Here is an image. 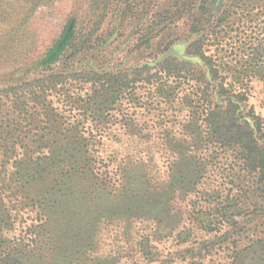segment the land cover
I'll list each match as a JSON object with an SVG mask.
<instances>
[{"label": "rangeland", "instance_id": "1", "mask_svg": "<svg viewBox=\"0 0 264 264\" xmlns=\"http://www.w3.org/2000/svg\"><path fill=\"white\" fill-rule=\"evenodd\" d=\"M209 1L38 0L31 5L29 0H0V87L42 76L43 69L38 66L40 57L59 35L67 19L76 16L77 38L80 43L82 39L86 42L81 51L70 50L62 61L52 66L54 72L66 75L67 81L46 96V102H50L49 115L54 112L59 118L70 121L82 119L83 133L88 137L91 152L89 165L94 163L101 170L114 171L132 158L144 164L146 176L152 179L158 192L161 190V200L167 202L170 199V205L157 203L153 210L155 213L160 211V221L133 210L124 213L122 219L120 214L123 212H109V188H96L87 173L85 181L78 182L82 185L77 201L64 203L60 214H50L51 209L48 212L56 236L54 247L57 245L58 248L50 259L45 260L46 264H190L189 258L179 256V250L191 246L193 239L210 238V234L191 227V236L187 240L183 238L186 235L180 239L167 236L171 228L176 227L179 231L183 223L189 228L185 211L189 209L193 195L186 191L187 171L193 170L194 166L190 167V164L187 168L188 164L183 160L175 161L176 153L170 145V139L183 130L188 111L180 105L184 91L177 90L169 97L157 92L149 96L150 88L155 90L154 87L163 83V79L159 82L155 76L162 58L190 61L195 69L207 68L199 57L187 55L186 50L201 35L209 37L215 19H209L201 6ZM251 24L245 21L243 29H239L242 31L231 33L241 36L250 47L261 38L252 32ZM222 45L217 50L207 39L203 46L206 54L218 56L214 57L218 68H233L234 60L243 57L237 67L245 63L248 73L255 69L264 72L262 62L251 59L255 53L250 49L245 52L234 50L233 53L229 45ZM78 74L97 78L104 74L125 76L127 92L131 94L123 95L113 105V110L98 113L97 106L90 105L91 99L88 100L91 90L99 88L98 83L94 85ZM149 75L153 76L148 79L150 81L147 80ZM172 79L167 82L173 86L180 84L182 90L188 88V80L177 78L172 82ZM226 81L238 87L242 84L241 80L231 76ZM243 83L249 89L247 105L253 106L264 118V79L256 76ZM73 100H77L76 105L70 104ZM202 150L208 159L199 166L201 170L198 168L199 174L203 175L200 187L211 194H216V190L226 194L230 187L227 182L231 179V175H227L230 158L222 160V154L217 156L211 149ZM178 174L182 178L173 181ZM70 180L74 181V178ZM19 228L18 224L17 230ZM157 229L159 233L154 238L153 232ZM144 234L153 238L140 248L138 240ZM240 246L244 248L239 256L240 264H263L264 225H255L244 233ZM212 258L213 261L204 259L202 264H228L226 251Z\"/></svg>", "mask_w": 264, "mask_h": 264}, {"label": "trees", "instance_id": "2", "mask_svg": "<svg viewBox=\"0 0 264 264\" xmlns=\"http://www.w3.org/2000/svg\"><path fill=\"white\" fill-rule=\"evenodd\" d=\"M37 2L29 0L31 5ZM201 6L209 19L215 20L209 37L201 35L186 52L199 57L207 68L195 69L190 61L162 58L155 76L159 82L163 79V83L149 91L150 97L155 92L169 97L177 90L184 91L180 105L188 111L183 130L170 139V145L176 153L175 161L183 160L187 168L190 164L194 166L187 171L186 191L193 195L185 211L189 228L183 223L179 231L173 227L167 236L180 239L186 235L183 238L187 240L190 227L211 235L209 239H193L191 246L179 250V256L189 258L190 264H202L206 258L213 261V255L221 251L227 252L228 264H240L239 256L244 250L240 246L242 236L255 225H264V118L247 105L249 89L243 82L256 76L264 79V72L255 69L248 73L245 63L237 67L243 57L234 60L233 68H218L215 60L218 56L206 54L203 46L210 39L217 50L222 44L229 45L233 53L250 49L255 53L251 59L262 62L264 68V0H224L217 12L208 2ZM245 21L252 23V32L261 36L251 47L238 34H231L234 30L242 31L239 29H243ZM77 27L76 16L72 15L43 52L38 61L42 76L0 87V264H46L45 260L58 248L54 247L56 236L48 212L51 209L50 214H60L64 203L74 204L82 185L78 182L85 181L87 173L96 188H109V212H123L122 219L124 213L133 210L160 221V211L153 212L157 203L170 205V199L161 200V190L158 192V187L146 176L144 164L128 158L126 164L114 171L101 170L94 163L89 165L91 152L82 119L70 121L54 112L49 115L50 102H46V96L67 81V76L54 72L52 66L70 50L81 51L86 42L78 40ZM233 37L235 41L231 40ZM229 76L241 80V86L227 82ZM81 77L99 85L88 98L90 105L97 106L98 113L113 110L123 95L131 94L127 92L125 76L104 74L97 78L82 74ZM152 77L149 75L147 80ZM171 78L175 82L177 78L188 80V88L182 90L180 84L171 85L167 82ZM74 103L77 100L70 102ZM202 149H211L217 156L222 154V160L230 158L227 175L231 179L226 194L215 189L212 191L216 194H211L200 187L203 175L199 174V166L208 159ZM179 174L173 181L182 178ZM158 233L155 230L153 237ZM150 236L142 235L138 240L140 248L149 244L153 238ZM262 257L264 264V253Z\"/></svg>", "mask_w": 264, "mask_h": 264}, {"label": "water", "instance_id": "3", "mask_svg": "<svg viewBox=\"0 0 264 264\" xmlns=\"http://www.w3.org/2000/svg\"><path fill=\"white\" fill-rule=\"evenodd\" d=\"M223 1L224 0H210L208 2V6L211 7V8H213L217 12L221 8V5H222ZM213 3H216V5L213 6Z\"/></svg>", "mask_w": 264, "mask_h": 264}]
</instances>
